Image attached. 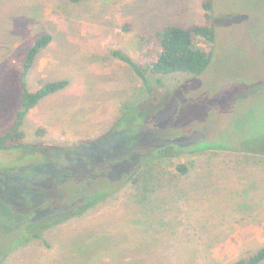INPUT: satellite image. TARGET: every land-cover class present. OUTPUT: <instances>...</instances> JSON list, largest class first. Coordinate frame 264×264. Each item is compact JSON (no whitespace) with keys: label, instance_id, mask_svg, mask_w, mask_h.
<instances>
[{"label":"rangeland","instance_id":"obj_1","mask_svg":"<svg viewBox=\"0 0 264 264\" xmlns=\"http://www.w3.org/2000/svg\"><path fill=\"white\" fill-rule=\"evenodd\" d=\"M208 1L201 76L149 74L147 88L115 56L146 68L166 26L207 24ZM58 81L25 112L26 146L0 151V264H232L264 246V0H0V135L23 84ZM166 151L156 193L129 196Z\"/></svg>","mask_w":264,"mask_h":264},{"label":"trees","instance_id":"obj_2","mask_svg":"<svg viewBox=\"0 0 264 264\" xmlns=\"http://www.w3.org/2000/svg\"><path fill=\"white\" fill-rule=\"evenodd\" d=\"M73 1L78 2L82 0ZM204 8L206 11V25H193L187 27L169 25L158 34L160 39V51L158 57L146 68L140 63L133 61L132 58L125 53L116 52L114 53L115 56L129 63L147 88H150L148 79L149 74L155 76H169L181 73L189 78L201 76L212 63L213 50L211 47L216 38V33L212 24V3L209 1L204 3ZM200 41L208 44L209 48L205 49L201 47L199 45ZM51 42L52 37L49 35H44L36 41L35 45L30 48L27 53L26 70H29L34 66L37 57ZM67 85V81L51 82L45 84L40 89L31 92L26 87V84H23L21 107L24 111H19L17 115L18 119L14 126L4 135H0V151H12L25 147V133L21 130L23 125L22 122L26 114L25 112L35 108L43 99L60 91ZM39 133L42 134L43 131L40 130ZM170 157H172V152L166 151L160 155L149 158L150 160L146 164H140V170H137L133 173L134 175L132 174L126 180L125 186L130 184V188L134 189L129 196L135 197L136 194H138L140 198H146V196L149 195L153 196L158 190L159 183H162L160 182L161 177L167 176L165 172L161 173L159 170V172H154L153 170L160 169L162 167V162ZM207 165L210 169L211 162H208ZM141 169L144 171H141ZM176 170L182 177L189 174V168L184 163L177 165ZM210 174L211 171H209L208 175ZM154 182L157 183L153 184ZM171 182H173V179H171ZM82 211L77 214L74 213L73 215L83 217L84 215L80 216L83 214ZM34 238H41V234L35 235ZM232 264H264V246L258 251L251 253L246 257H242Z\"/></svg>","mask_w":264,"mask_h":264}]
</instances>
